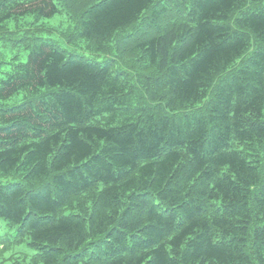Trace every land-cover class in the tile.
Returning a JSON list of instances; mask_svg holds the SVG:
<instances>
[{
  "label": "trees",
  "instance_id": "1",
  "mask_svg": "<svg viewBox=\"0 0 264 264\" xmlns=\"http://www.w3.org/2000/svg\"><path fill=\"white\" fill-rule=\"evenodd\" d=\"M2 219L13 264H264V0H0Z\"/></svg>",
  "mask_w": 264,
  "mask_h": 264
},
{
  "label": "rangeland",
  "instance_id": "2",
  "mask_svg": "<svg viewBox=\"0 0 264 264\" xmlns=\"http://www.w3.org/2000/svg\"><path fill=\"white\" fill-rule=\"evenodd\" d=\"M64 18L62 16H58L52 20L51 24L58 22L60 19L64 21ZM60 33H63L62 27H58L52 31V35L55 39H57L62 45L69 46L67 43H64V39L59 36ZM69 47L71 48V46ZM84 55L87 57L91 56L90 53H84ZM99 59H101V57ZM17 232V226H12L6 220H0V248L8 246V249L0 254V264H13L15 261L21 262L24 260L29 262L39 254L37 250L29 245L28 239L16 244L15 237Z\"/></svg>",
  "mask_w": 264,
  "mask_h": 264
}]
</instances>
